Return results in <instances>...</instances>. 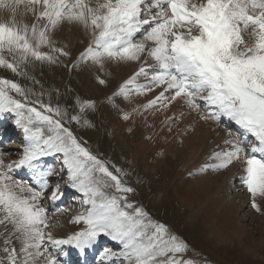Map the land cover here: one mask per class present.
Returning <instances> with one entry per match:
<instances>
[{
	"label": "snow or ice",
	"instance_id": "6c2138e0",
	"mask_svg": "<svg viewBox=\"0 0 264 264\" xmlns=\"http://www.w3.org/2000/svg\"><path fill=\"white\" fill-rule=\"evenodd\" d=\"M22 4L35 17L31 25L15 19ZM0 8L12 13L11 20L0 22V67L14 74H20L19 64L29 58L55 63L54 54L67 55L55 46L53 33L64 22L78 24L92 35L80 60L103 65L106 59L139 61L144 57L139 70L121 85L120 94H126L129 86L141 93L162 87L145 107L171 93L170 100L181 98L193 109H200L199 102H203L207 113L203 118L220 121L224 117L234 122L246 135L237 142L226 140L232 147L213 154L219 160L213 167L225 168L243 154L241 182L253 198L252 207L259 211L255 198L264 196V0H96L95 6L90 0H0ZM41 47L49 51H41ZM148 59L154 65L149 66ZM141 75L149 83L135 84ZM9 91L25 96V102L14 99ZM26 100L19 84L0 78V113L21 117L16 123L23 127L27 141L19 160L8 164L0 160V224H11L21 240L19 251L7 247L11 234L4 240L7 264H34L45 240L43 229L48 227L47 209L38 205L47 182L37 191L14 180L10 173L27 167L38 177L49 176L50 170H41L37 161L54 153L63 155L71 186L83 193V204L89 207L71 221L82 223L83 229L63 239L47 233L53 247L68 245L83 250L103 235L123 246L119 256L127 264H190L177 258L185 245L169 235L164 225L146 220L147 213L141 208L126 211L133 205L125 202L121 206L120 201L127 200L125 195L104 191L108 180L114 182L117 193L132 189L124 187L104 162L82 147L60 120L46 114L58 116L59 110L41 104L42 112L27 107ZM90 106L86 102L82 110ZM26 107L28 116L24 117L22 109ZM33 118L47 125L48 135L40 126H28ZM24 119L27 124L22 123ZM72 120L78 121V117ZM249 136L254 142L246 150L243 145L249 143ZM57 191L52 190L53 203ZM24 192L30 195H21ZM102 255L116 254L105 249ZM47 264L60 262L51 256Z\"/></svg>",
	"mask_w": 264,
	"mask_h": 264
},
{
	"label": "rangeland",
	"instance_id": "374dc122",
	"mask_svg": "<svg viewBox=\"0 0 264 264\" xmlns=\"http://www.w3.org/2000/svg\"><path fill=\"white\" fill-rule=\"evenodd\" d=\"M90 3L95 6L96 0H90ZM11 19L12 13L6 8H0V22H7ZM15 19L18 23H27L28 25L35 22V17L26 10L23 4L18 7ZM71 28L75 31L74 34L79 35L71 37L77 41L74 44H69L68 41V31ZM90 35L91 33L86 31L83 26L64 22L53 33V39L55 46L62 48L67 52V55L54 54L56 56L55 63L29 58L27 62L19 64L20 74L18 75L6 67H0V78L15 81L20 85L27 97V107H29V102L35 104L40 100L42 103L48 93L52 91V94H55L57 90V100L51 101L53 109H56L57 106L60 113L55 119L61 122L66 120L67 113H69L68 106L78 100L77 96L82 97V106L86 102L91 104L90 107H83V110H79L75 115L78 117V125L70 131L82 147L85 144L89 147L93 156L98 155L102 159L105 158L106 166L107 160L111 165L116 163V167L120 168L117 173L121 175V184L132 189L126 194L117 193L114 182L108 180L109 186L104 188L105 192L117 196L125 195L127 200H121V206L123 207L125 202L133 205L132 208L125 209L126 211L131 213L135 208L143 209L147 213L146 220L164 225L168 234L176 236L180 242L182 241L177 233L181 234L188 239L191 246H194L189 248L186 243L182 242L185 245V250L177 254L178 259L189 261L190 264H264V196L257 195L255 198L259 207V211H257L252 207V196L245 197L241 193L240 173L243 172L239 169L245 167L244 164H240L243 162V154L241 159L234 160L225 168L213 167L219 163V160L213 158V154L224 152L232 147L225 141H240L245 134H239L231 129L232 126H226L224 120L216 121L203 118L207 115L204 110H188L189 113H192L191 116L182 115V112L187 111V105L183 99L177 100L179 98L176 99V104H168L169 107H164L167 100L159 106L157 104L151 106H157L153 109L150 108V111L154 113L145 118H142V114L139 124L138 122L136 124L135 120H133L134 123L129 120L126 125H120L117 121V117L121 113L120 104L118 102L111 103L112 98L116 91L120 92V82L123 84L126 79L128 80L138 71L137 67L141 66L144 57L142 56L139 61L106 59L101 66L93 64L91 60H79L77 52L82 50ZM46 48L41 47L40 50L48 52L49 49ZM75 55L78 62L73 63ZM7 58L11 59V57ZM147 63L151 66L154 65V61L151 59H148ZM92 64L95 66L94 68ZM139 77L136 78L135 84L148 83V79ZM30 79H34V89L32 86L30 87ZM123 79L125 80L123 81ZM41 81L43 82L39 83ZM132 89V86H129L126 94ZM161 91L163 88L155 89L154 93L142 103H148ZM34 92L35 94H33ZM140 94L142 97L148 93L145 91ZM9 95L22 103L25 102V96L17 95L12 91H9ZM170 95L171 93H166L165 99L169 98L168 100H170ZM126 102L131 108L138 105L136 99H127ZM199 103L201 104V102ZM180 104L183 106L180 107ZM122 105L123 103H121ZM27 107L22 109L24 117L28 116ZM2 114L6 121L2 118L0 139H3L5 144L0 145V160L8 164L21 158L27 141H18V137L23 136L18 133L17 125L13 124L15 114L8 111ZM198 119L202 123V129H205L207 124L211 125L208 136L204 140H199L202 131L190 134V128ZM175 120L177 121L175 122ZM23 121L27 124L26 119ZM151 122H154V128H152ZM115 123L117 126L113 128ZM178 123L182 124L177 128ZM7 126L14 131H5ZM30 126H40L44 133H48L47 125L34 118ZM252 142L254 141L243 145L246 150ZM13 146L15 148L20 146L21 149H9ZM99 160L103 162V160ZM133 161L136 162L135 165H133ZM48 167L51 174L57 175L56 178L49 180V184L58 188L56 192L58 198L61 193H64L66 197L61 205H56L57 210L52 211L50 204L53 203L51 200L53 187L47 186L49 189L43 192L38 202L39 207L47 209L48 227L43 229L46 234L45 240L39 250L41 255L35 257L34 264H47L51 256H55L62 264L58 257L61 246L53 247L46 238L47 233L50 232L54 239H59L61 236H68L83 229L82 223L75 224L71 221L73 217L85 212L89 207V205L83 204V193L77 189L75 191L69 189L72 186L68 179L67 169L63 166V155L58 157L54 155ZM42 168L44 167H40V169ZM20 169H15L10 175L14 180L23 181L25 185L33 187L27 176L21 174ZM25 171H31V169L27 168ZM47 177L49 179L51 176ZM248 194L250 195V193ZM21 195L28 196L30 194L24 192ZM152 213L156 215L154 218ZM213 221L215 223H212ZM209 225L216 228L210 233H215V235L220 233L222 237H212L208 232ZM9 234L11 237L7 247H14L17 251L21 247V240L17 238L19 233L13 232L12 225L0 224V261H4L5 264L7 262L6 253L3 252L4 240L9 237ZM106 239L107 237L105 239L98 238L100 244L96 245V250L100 247V253L95 257L99 262L97 264H127L119 256V253L123 251V246L110 237L109 240L106 241ZM102 241L106 242L101 243ZM105 249L116 255L103 256L102 253ZM95 259L92 260L96 262ZM101 259L105 261L101 262ZM158 259H166V257Z\"/></svg>",
	"mask_w": 264,
	"mask_h": 264
},
{
	"label": "bare ground",
	"instance_id": "6f19581e",
	"mask_svg": "<svg viewBox=\"0 0 264 264\" xmlns=\"http://www.w3.org/2000/svg\"><path fill=\"white\" fill-rule=\"evenodd\" d=\"M195 2H196V0H195ZM74 30L71 28L69 31H68V41H69V44H74V43H76L77 41L75 40V39H72L71 37H77V36H79V35H76V34H74ZM90 38H91V35H90V37H87V39H89L90 40ZM81 39V38H80ZM80 39H79V41H80ZM88 41V40H87ZM58 46V45H57ZM70 46V45H69ZM71 47V46H70ZM47 49V48H46ZM81 51V50H80ZM88 61V60H87ZM92 62V61H91ZM83 63V62H82ZM84 63H86V62H84ZM96 65V64H95ZM101 66V65H100ZM92 67L94 68L95 66H93V64H92ZM97 67V66H96ZM96 69H98V68H96ZM101 70V69H100ZM90 74L92 73V72H89ZM88 73V74H89ZM96 74V73H95ZM99 74V73H98ZM97 74V75H98ZM85 75V74H84ZM87 75V74H86ZM90 76V75H89ZM121 77V76H120ZM93 79H96V78H93ZM91 80V79H90ZM89 80V81H90ZM125 79H123V81H124ZM88 81V82H89ZM94 82V81H93ZM90 85V84H89ZM93 85V84H92ZM95 89V88H94ZM155 91V90H154ZM154 91H151V92H148L147 91V95H142V97H140L141 96V94L139 93V94H137V95H135L134 96V99H136L137 100V104H138V106L136 107V108H133V109H130L129 108V106H128V104L126 103V101H124V104H123V106H122V109H123V111L125 112V115H126V119L125 120H121V119H118L117 121H118V123L120 124V125H126L127 124V122L129 121V119L130 118H132V117H134L135 119H136V121H135V123L137 124V122H138V124L140 123L139 122V117H140V115H142V114H138L137 113V111H139V113H143V114H145L146 113V115H147V117H149V116H151L150 114H149V109L147 108L145 111H144V109L143 110H141L140 109V107H143L146 103H142V102H144V101H146L153 93H154ZM168 102H166V104L164 105V107L165 106H168L169 107V105L168 104H170V103H173V104H176V100H167ZM132 102V101H131ZM148 104V103H147ZM133 105V104H132ZM131 105V106H132ZM172 105V104H171ZM170 105V106H171ZM173 106V105H172ZM134 107V106H133ZM167 109V108H166ZM164 111H165V109H164ZM164 115H166V114H164ZM27 117V116H26ZM142 117H143V115H142ZM144 118V117H143ZM17 119H20V117H17L16 116V119H15V121H14V123L17 125V123H16V121H17ZM183 119V118H182ZM201 119V118H200ZM203 119V118H202ZM146 120V119H145ZM144 120V121H145ZM181 120V119H180ZM142 121V120H141ZM144 121H143V123H144ZM177 120H175V122H176ZM179 121V120H178ZM183 121V120H182ZM132 122H133V120H132ZM22 123H24V122H22ZM129 123V122H128ZM134 123V122H133ZM148 123V122H147ZM145 124V123H144ZM151 125H152V128H154V122H151L150 123ZM177 124V123H176ZM181 124L182 123H178V125H177V128L178 127H180L181 126ZM235 124V123H234ZM117 126V123H115L114 125H113V128L114 127H116ZM144 126V125H143ZM19 127V126H18ZM206 128L205 129H202V123H200V121H199V119L194 123V125L190 128V134H192L193 132H201V134H200V136H199V140H204V138H206L207 136H208V133H209V128L211 127V125L210 124H207L206 126H205ZM145 128H146V130H147V127L145 126ZM176 128V127H175ZM176 128V129H177ZM111 129V128H110ZM156 131V130H155ZM189 134V135H190ZM146 135V134H145ZM151 135V134H150ZM145 137V136H144ZM188 140V139H187ZM186 140V141H187ZM218 140V139H217ZM195 143V142H194ZM183 144V143H182ZM185 144V143H184ZM187 144V143H186ZM189 144V143H188ZM151 145V144H150ZM188 146V145H187ZM192 146V145H191ZM23 147V146H22ZM180 147V146H179ZM184 147V146H183ZM175 148V147H174ZM182 148V147H181ZM197 148V147H196ZM195 148V149H196ZM199 148V147H198ZM197 148V149H198ZM196 149V150H197ZM169 150H170V148H169ZM173 150V149H172ZM175 152H177V151H175ZM195 152V151H194ZM159 155V154H158ZM196 156V155H195ZM174 157H176V156H174ZM192 157V156H191ZM197 157V156H196ZM196 159V158H195ZM161 160V159H160ZM149 161V160H148ZM189 161V160H188ZM154 163H155V161H154ZM145 164V163H144ZM60 168V167H59ZM58 168V169H59ZM57 169V170H58ZM21 170V169H20ZM60 170V169H59ZM215 171V170H214ZM56 175V174H55ZM51 176V175H50ZM51 177H53V176H51ZM188 177V176H187ZM213 177V176H212ZM31 180H32V182H33V184L37 187V188H39L40 190H41V185H42V183H44L45 181L47 182L46 183V186L45 187H43V189L42 190H44L47 186H48V177L46 176V177H38L35 173L33 174V175H31ZM184 178V177H183ZM217 181V180H216ZM210 182V181H209ZM213 184V183H212ZM209 186V185H208ZM110 192V191H109ZM233 193V192H232ZM122 195V194H121ZM229 196V195H228ZM227 198V197H226ZM230 199V198H229ZM224 201V200H223ZM225 202V201H224ZM209 204V203H208ZM220 204V203H219ZM222 205V204H221ZM218 212H219V210H217ZM229 215V214H228ZM211 216V215H210ZM228 217V216H227ZM183 223V222H182ZM233 226H234V224H233ZM233 228V227H232ZM238 229V228H237ZM236 231V230H235ZM239 232V231H238ZM100 244V242H98V239H97V241L91 246V247H88V248H85V249H83V250H81V249H78V252H79V257H81V255H82V253H85L86 254V257H87V259H86V257L84 258V259H82V258H80V259H78L77 261V263H79V264H96V262H94L92 259H91V255H92V253H93V251L94 250H96V248H97V246L96 245H99ZM70 248H71V246H68V248L65 250V252L67 253V255H68V251L70 250ZM67 255H63L64 257H65V261H66V263L68 264V263H70V264H72V259H70V258H68L67 257ZM87 261V262H86ZM83 262V263H82ZM73 264H76V263H73Z\"/></svg>",
	"mask_w": 264,
	"mask_h": 264
},
{
	"label": "crops",
	"instance_id": "0c3cea01",
	"mask_svg": "<svg viewBox=\"0 0 264 264\" xmlns=\"http://www.w3.org/2000/svg\"><path fill=\"white\" fill-rule=\"evenodd\" d=\"M212 223H215V221H213Z\"/></svg>",
	"mask_w": 264,
	"mask_h": 264
}]
</instances>
